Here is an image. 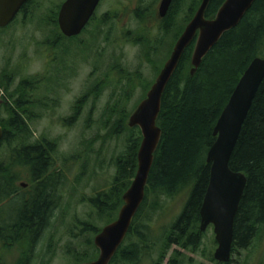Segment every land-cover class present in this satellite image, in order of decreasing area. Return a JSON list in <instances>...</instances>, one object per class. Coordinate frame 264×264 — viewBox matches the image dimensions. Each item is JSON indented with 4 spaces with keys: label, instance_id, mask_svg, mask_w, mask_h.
Instances as JSON below:
<instances>
[{
    "label": "rangeland",
    "instance_id": "374dc122",
    "mask_svg": "<svg viewBox=\"0 0 264 264\" xmlns=\"http://www.w3.org/2000/svg\"><path fill=\"white\" fill-rule=\"evenodd\" d=\"M63 1L32 0L29 13L20 12L11 26L0 28L2 107L13 104L10 94L23 77L46 79L36 92L40 101L28 123L33 141L47 138L56 142L51 171L55 169L61 175L55 185L53 212L33 246L26 247L32 242L20 247L11 244L9 234L0 226V260L8 264H18L27 253L29 264H77L81 263L78 258L83 257L85 262L99 256L94 244L97 234L84 228L87 224L101 230L111 219L109 212L99 214L91 199L106 190L108 200L114 199L115 191L111 190L118 171L116 161L142 136L140 128L132 135L128 118L124 128L116 131L117 121L129 117L146 97L188 19L194 17L202 2L192 13L193 0H186L182 11L165 21L171 12L160 18L161 0H102L83 33L58 44V30L48 16ZM177 26L181 28L177 30ZM81 99L77 119L65 123ZM2 107L1 115L5 116ZM18 184H24L21 188L25 195L30 194L33 182L28 171L22 173ZM187 197L186 190L148 197L143 214L147 222L151 220V239L156 244L147 256H140L139 264H169L173 257L177 264H221L214 257L217 242L213 225L203 231L196 248L163 247V236ZM9 203L0 204L2 223L9 219ZM137 241L131 236L130 248L142 246ZM121 262L134 264L129 259ZM230 264H264V226L249 247L232 254Z\"/></svg>",
    "mask_w": 264,
    "mask_h": 264
},
{
    "label": "trees",
    "instance_id": "16d2710c",
    "mask_svg": "<svg viewBox=\"0 0 264 264\" xmlns=\"http://www.w3.org/2000/svg\"><path fill=\"white\" fill-rule=\"evenodd\" d=\"M185 1L174 0L169 10L171 13H168L164 20L168 21L172 16L179 14ZM224 1L211 0L206 17L213 18ZM31 2L32 0H29L21 12L29 13ZM199 2L200 0H193L192 13L196 6H199ZM59 8L60 5L48 16L49 22L58 30V44L67 39L58 26ZM94 18L95 16L92 20ZM180 28L181 26H177V30ZM74 38L77 37L71 40ZM193 50L194 43L187 48L164 93L158 117L162 138L155 153L146 197L127 237L110 264H121V260L127 259L133 261L131 263L139 264L141 255L145 257L152 252L156 241L151 239V220L147 222L143 212L148 197L154 194L161 197L166 193L174 194L185 190L188 192L181 212L163 236V247L177 245L196 248L200 244L204 235L200 229V208L209 185L211 171L207 153L216 140V123L239 79L253 58L264 56V0H256L240 23L222 36L204 58L195 75L190 73ZM45 80L43 76L37 75L23 77L16 90L10 94L14 99L13 104L8 102L2 107L6 115L3 116L0 112V123L4 130L0 140V204L10 202V209L6 212L9 219L5 220L6 224L0 222V226L9 234L8 240L11 244L20 247L32 242L26 246L27 249L33 246V242L42 233L49 214L53 212L55 185L61 178L55 169L51 171L55 162L52 153L56 151V142L47 138L33 141V133L28 123L33 114V107L40 101L36 92ZM82 101L83 99L76 103L75 112L65 118V123L72 124L77 119ZM127 118L128 115L117 121L116 131L124 128ZM128 129L132 135L136 133L135 130L139 132L138 127ZM141 140L142 136L139 135L127 153L116 161L118 171L111 190L115 191L114 199L108 200L107 190L98 191L91 199L99 214L104 211L110 213L109 222L115 220L113 214L123 205V195L136 174L137 153ZM230 167L247 176L246 188L235 218L233 254L239 249L249 247L259 229L264 226V80L242 127ZM25 171H28L33 182V190L28 195H25L21 184H18ZM84 229L95 234L101 231L87 224ZM131 236L136 237L142 246L136 244L130 248L128 243ZM31 249L32 247L29 250ZM82 258L77 261L83 262ZM30 259L27 253L26 259L19 263L29 264ZM0 264L8 263L0 260ZM151 264H160V261ZM169 264H177V259L173 257Z\"/></svg>",
    "mask_w": 264,
    "mask_h": 264
},
{
    "label": "water",
    "instance_id": "95a60500",
    "mask_svg": "<svg viewBox=\"0 0 264 264\" xmlns=\"http://www.w3.org/2000/svg\"><path fill=\"white\" fill-rule=\"evenodd\" d=\"M29 0H0V27L10 25ZM174 0H161L159 16H167ZM256 0H225L213 18L206 17L211 0H202L194 17L176 41L171 54L146 97L138 104L127 120L129 128L138 127L142 141L137 153L138 168L130 187L123 195V205L117 218L106 224L95 236L94 244L100 251L95 260L77 264H110L123 244L132 222L146 197L155 153L162 138L158 117L168 84L177 71L187 48L194 43L190 70L194 75L204 58L222 36L235 28L251 9ZM101 0H64L60 5L57 21L66 37L80 35L87 27ZM264 80V56L253 58L246 68L214 128L215 142L207 153L211 164L209 185L200 208V229L214 227L217 248L214 257L219 263L232 259L234 224L242 200L247 176L230 167V160L242 127ZM0 97V109L3 105ZM4 135L0 123V140ZM24 185V184H23Z\"/></svg>",
    "mask_w": 264,
    "mask_h": 264
},
{
    "label": "bare ground",
    "instance_id": "6f19581e",
    "mask_svg": "<svg viewBox=\"0 0 264 264\" xmlns=\"http://www.w3.org/2000/svg\"><path fill=\"white\" fill-rule=\"evenodd\" d=\"M21 185H23V184H21Z\"/></svg>",
    "mask_w": 264,
    "mask_h": 264
}]
</instances>
